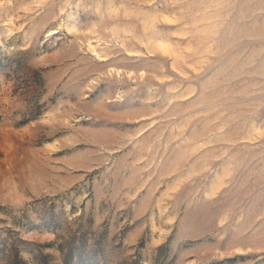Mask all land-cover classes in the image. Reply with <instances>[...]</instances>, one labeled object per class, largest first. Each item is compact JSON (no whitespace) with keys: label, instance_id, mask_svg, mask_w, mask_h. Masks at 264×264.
Masks as SVG:
<instances>
[{"label":"rangeland","instance_id":"374dc122","mask_svg":"<svg viewBox=\"0 0 264 264\" xmlns=\"http://www.w3.org/2000/svg\"><path fill=\"white\" fill-rule=\"evenodd\" d=\"M0 264H264V0H0Z\"/></svg>","mask_w":264,"mask_h":264}]
</instances>
